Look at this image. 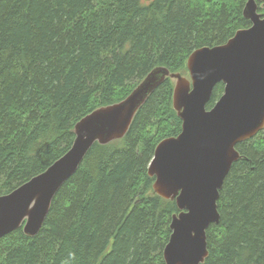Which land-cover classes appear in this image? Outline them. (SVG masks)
<instances>
[{"label": "trees", "instance_id": "trees-1", "mask_svg": "<svg viewBox=\"0 0 264 264\" xmlns=\"http://www.w3.org/2000/svg\"><path fill=\"white\" fill-rule=\"evenodd\" d=\"M247 1L1 0L0 196L61 158L79 120L124 100L151 70L183 75L192 52L248 28ZM172 90L166 79L121 140L89 149L37 235L0 238V264H165L179 211L153 193L147 169L159 142L181 131ZM222 93L217 84L207 110ZM236 151L202 264H264V129Z\"/></svg>", "mask_w": 264, "mask_h": 264}, {"label": "water", "instance_id": "water-1", "mask_svg": "<svg viewBox=\"0 0 264 264\" xmlns=\"http://www.w3.org/2000/svg\"><path fill=\"white\" fill-rule=\"evenodd\" d=\"M257 1L264 5V0H248L243 9L248 28L238 30L221 46L192 52L186 61L188 78L156 67L124 100L79 120L73 143L61 158L0 196V238L19 228L28 237L37 235L52 198L89 149L121 140L149 95L170 79L172 108L181 131L159 142L147 174L154 178L153 193L174 201L179 211L170 222L164 263L202 264L208 256L206 230L219 221L218 192L239 158L236 146L264 129V17L257 11ZM220 83L223 93L207 110L212 91Z\"/></svg>", "mask_w": 264, "mask_h": 264}, {"label": "rangeland", "instance_id": "rangeland-1", "mask_svg": "<svg viewBox=\"0 0 264 264\" xmlns=\"http://www.w3.org/2000/svg\"><path fill=\"white\" fill-rule=\"evenodd\" d=\"M182 76H184L185 78H188L187 72L185 74H183Z\"/></svg>", "mask_w": 264, "mask_h": 264}]
</instances>
